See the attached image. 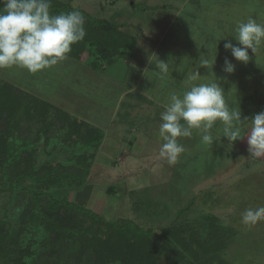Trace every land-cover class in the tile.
Here are the masks:
<instances>
[{
    "label": "rangeland",
    "instance_id": "obj_1",
    "mask_svg": "<svg viewBox=\"0 0 264 264\" xmlns=\"http://www.w3.org/2000/svg\"><path fill=\"white\" fill-rule=\"evenodd\" d=\"M59 1L111 22L136 38L138 49L131 58L111 62L92 57L91 67H81L89 78L80 75V80L74 76L77 62L68 54L37 73L19 66L0 68L1 82L54 107L43 119L27 118L20 111L14 120L0 123V177L6 159V163L18 159L19 172L31 173L29 166L35 165L41 178L55 166L57 173L73 174V161L84 155L88 175L83 184L68 187L67 201L108 222H133L150 231L158 246L155 264H264V221L254 226L241 222L246 209L264 206V157L250 158L247 136L228 141L217 121L210 130L212 144L203 142L201 131L193 129L190 137L178 138L185 150L176 162L159 156L161 113L172 92L182 94L192 84L216 79L229 108L239 107L241 120L249 118L241 126V136L250 118L264 111V44L254 53L248 49L247 63L235 60L223 47L227 41L240 46L234 39L238 22L252 17L264 23V0ZM85 58L82 53L80 59ZM225 58L235 66L233 73L223 71ZM158 62L167 63L168 71L159 70ZM196 72L197 79L190 80ZM72 77L75 86H70ZM84 89L88 94L80 95ZM74 126H81L84 136L96 129L99 147L70 140ZM28 186L24 183L21 191L0 188L5 231L22 229L20 249L27 251L18 255L22 263L74 264L69 248L51 242L43 224L28 216L24 223L17 222L29 207ZM208 216L225 228V244L203 257L197 255L196 245L191 243L190 250L187 242L192 231L199 241L210 238ZM178 227L185 230L181 241H164L165 232ZM92 258L86 254L82 264H92Z\"/></svg>",
    "mask_w": 264,
    "mask_h": 264
},
{
    "label": "trees",
    "instance_id": "obj_2",
    "mask_svg": "<svg viewBox=\"0 0 264 264\" xmlns=\"http://www.w3.org/2000/svg\"><path fill=\"white\" fill-rule=\"evenodd\" d=\"M74 10L81 12L84 17L86 35L81 41L71 45L68 55L73 60L81 62L82 53L86 55L83 62L86 59L90 60V57L111 62L116 57L125 59L133 56L137 49L136 38L121 32L107 20L94 18L83 10L73 8L68 2L50 0L51 15ZM52 108H54L52 104L31 97L24 91L0 81V123L4 120L6 122L14 120L15 113L20 111L27 118L43 119ZM57 111L58 114L62 112V110ZM81 131V126H74L69 130L72 132L70 140L79 139L81 143L97 149L100 139H94L96 129L89 131L90 136H84ZM92 138L91 144L88 143ZM29 153L31 152H25V155ZM7 160L9 159L4 160L1 167L0 188L6 191H21L25 190L22 188L24 183L30 184L28 186L30 190L26 191L30 196L27 202L28 210L21 212L17 222L23 219L24 223L28 216L43 224L46 231L52 235L51 242L60 243L62 249L69 248L74 264H82L86 254L92 255V264H155L154 253L158 246L153 242L150 231L140 228L133 222L123 224L108 222L91 210L67 201L65 192L68 187L72 188L75 185L73 182L83 184L88 175V157L84 155L76 157L71 166L73 174H68L66 171V174L57 173L58 167L55 166L47 169L45 171L47 175L41 178L39 174L41 170L39 168L37 170L35 165L29 166L31 173L19 172L16 165L18 159L10 163H6ZM23 162L27 164V160ZM207 219L210 238L207 241H199L192 231L188 239L190 242H187L190 250L191 243L196 245L197 255L203 257L219 252L225 244V228L217 226L214 216H208ZM5 221L0 220V264L2 261H6L5 264H23L19 256L27 254V251L20 249L19 232L22 229L19 228L18 231L10 228L9 232L5 231L7 224ZM184 232L183 227L169 228L165 232L164 241L170 238L180 242L179 236ZM66 240L70 244L66 243ZM73 243L76 244L75 249L72 247Z\"/></svg>",
    "mask_w": 264,
    "mask_h": 264
},
{
    "label": "clouds",
    "instance_id": "obj_3",
    "mask_svg": "<svg viewBox=\"0 0 264 264\" xmlns=\"http://www.w3.org/2000/svg\"><path fill=\"white\" fill-rule=\"evenodd\" d=\"M0 68L19 66L30 73H37L66 59L71 45L81 41L85 35L84 17L79 11L51 15L50 0H0ZM234 39L224 43L225 50L240 62L249 60L248 49L254 53L264 44V23L252 17L238 22ZM224 39V38H223ZM216 55L211 59L212 66ZM208 58L203 61L206 65ZM157 68L168 71L165 62H158ZM235 66L224 59L223 71L233 73ZM196 72L189 77L196 80ZM224 90L215 79L208 83L192 84L182 94L172 92L168 103L161 113L162 123L159 136L162 140L159 156L170 163L176 162L184 152L179 137H190L193 129L201 131V140L207 144L214 141L211 129L219 121L222 124V137L236 141L247 136L250 158L264 157V111L250 118L247 130L241 136V112L229 108L225 101ZM183 122V123H182ZM264 221V206L248 208L241 215V222L254 226Z\"/></svg>",
    "mask_w": 264,
    "mask_h": 264
},
{
    "label": "crops",
    "instance_id": "obj_4",
    "mask_svg": "<svg viewBox=\"0 0 264 264\" xmlns=\"http://www.w3.org/2000/svg\"><path fill=\"white\" fill-rule=\"evenodd\" d=\"M138 46H139V44H138V40H137V49H138ZM137 49H136V51H137ZM77 62V63H76ZM74 63H76V65L73 67V68H75L76 69V73L74 74V76L76 77V79L77 80H80V78H78L80 75H83L82 73H81V67H84V68H87V67H91V65H92V63H94V61L92 62V58L90 57V60H85V62H79V61H74ZM74 64H72V66H73ZM97 68V67H96ZM96 72H97V69H96ZM86 73V72H85ZM83 77H84V79H87V78H89V76H88V72L86 73V74H84L83 75ZM57 78V77H56ZM74 79V77H72V79H70V86H75V84H76V81H75V79ZM95 79L96 80H102V83L101 84H105L106 82H105V80H103V77H101V76H97L96 75V77H95ZM104 81V82H103ZM138 84V83H137ZM106 85V84H105ZM45 87V86H44ZM131 89H133V88H131ZM130 91V90H129ZM81 92H83V93H85V94H80V95H86V94H88L87 93V89H84V90H82ZM63 111V110H62ZM69 113V112H68ZM73 115V114H72ZM74 116H76V115H74ZM123 140V139H122Z\"/></svg>",
    "mask_w": 264,
    "mask_h": 264
}]
</instances>
